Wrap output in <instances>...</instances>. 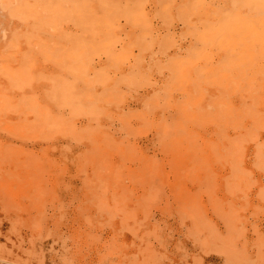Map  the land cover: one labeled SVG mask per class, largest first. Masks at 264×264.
I'll return each mask as SVG.
<instances>
[{"label": "rangeland", "instance_id": "374dc122", "mask_svg": "<svg viewBox=\"0 0 264 264\" xmlns=\"http://www.w3.org/2000/svg\"><path fill=\"white\" fill-rule=\"evenodd\" d=\"M0 264H264V0H0Z\"/></svg>", "mask_w": 264, "mask_h": 264}, {"label": "bare ground", "instance_id": "6f19581e", "mask_svg": "<svg viewBox=\"0 0 264 264\" xmlns=\"http://www.w3.org/2000/svg\"><path fill=\"white\" fill-rule=\"evenodd\" d=\"M144 261V260H143ZM132 262V261H131Z\"/></svg>", "mask_w": 264, "mask_h": 264}]
</instances>
